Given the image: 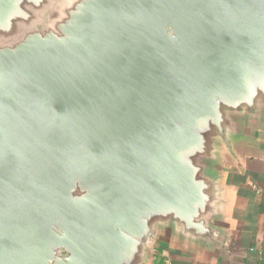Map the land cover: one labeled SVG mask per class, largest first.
<instances>
[{
  "label": "water",
  "instance_id": "95a60500",
  "mask_svg": "<svg viewBox=\"0 0 264 264\" xmlns=\"http://www.w3.org/2000/svg\"><path fill=\"white\" fill-rule=\"evenodd\" d=\"M263 147L264 0H0V264H234Z\"/></svg>",
  "mask_w": 264,
  "mask_h": 264
},
{
  "label": "crops",
  "instance_id": "0c3cea01",
  "mask_svg": "<svg viewBox=\"0 0 264 264\" xmlns=\"http://www.w3.org/2000/svg\"><path fill=\"white\" fill-rule=\"evenodd\" d=\"M232 190L231 229L237 255L234 264H264V147L247 154L238 165L225 168ZM162 264H230L202 259L181 250L162 246Z\"/></svg>",
  "mask_w": 264,
  "mask_h": 264
},
{
  "label": "built area",
  "instance_id": "2783aa9c",
  "mask_svg": "<svg viewBox=\"0 0 264 264\" xmlns=\"http://www.w3.org/2000/svg\"><path fill=\"white\" fill-rule=\"evenodd\" d=\"M167 264H171V263H167Z\"/></svg>",
  "mask_w": 264,
  "mask_h": 264
}]
</instances>
